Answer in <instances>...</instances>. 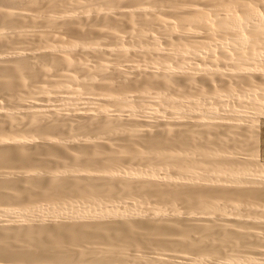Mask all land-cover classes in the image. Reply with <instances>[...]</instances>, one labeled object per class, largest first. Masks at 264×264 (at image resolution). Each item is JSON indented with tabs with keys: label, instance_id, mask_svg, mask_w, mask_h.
<instances>
[{
	"label": "bare ground",
	"instance_id": "6f19581e",
	"mask_svg": "<svg viewBox=\"0 0 264 264\" xmlns=\"http://www.w3.org/2000/svg\"><path fill=\"white\" fill-rule=\"evenodd\" d=\"M130 1L0 0V264H264V0Z\"/></svg>",
	"mask_w": 264,
	"mask_h": 264
},
{
	"label": "rangeland",
	"instance_id": "374dc122",
	"mask_svg": "<svg viewBox=\"0 0 264 264\" xmlns=\"http://www.w3.org/2000/svg\"><path fill=\"white\" fill-rule=\"evenodd\" d=\"M61 1H62V0H61ZM118 1H119V0H118ZM118 1H117V0L113 1V0H112V3L115 2V4H116V2H117V4H120V3H123V4L126 3V4H127V2H128V0H127V1H126V0H123V1H126V2H123L122 0H121L120 2H118ZM155 1H156V0H155ZM43 2H44V1H43ZM43 2H42V4H39V3H41V2H38V4L41 5V6L43 7V5H44ZM59 2H60V0H59ZM129 2L132 3L131 5H133V2H132V1L129 0ZM134 2H135V1H134ZM144 2H146V1H144ZM130 3H128V4H130ZM47 4H48V2L45 3L46 6L44 5V7H45L46 9H48V8L50 7V5H49V7H48ZM113 4H114V3H113ZM113 4H112V5H113ZM115 4H114V5H115ZM117 4H116V5H117ZM144 4H145V3H144ZM147 4H149V2L146 3L145 5H147ZM61 5H63V4H61ZM116 5H115V6H116ZM37 6H38V5H37ZM105 6H106V5H105ZM105 6H104V7H105ZM147 6H148V5H147ZM34 7H36V6H34ZM47 7H48V8H47ZM106 7H107V6H106ZM116 7H118V6H116ZM116 7H114V8H116ZM0 18H1V17H0ZM0 21H1V19H0ZM0 24H1V23H0ZM9 38H11V37H9ZM8 40L10 41V46H11L12 41H13V38H11L12 41H11L10 39H8ZM22 42H23V41H22ZM23 43H24V42H23ZM24 45H25V43H24ZM0 46H1V45H0ZM1 48H6V47H5V46H4V47H2V46L0 47V50H1L0 54L3 53V52H6L5 49H1ZM2 51H3V52H2ZM2 82H3V80H2ZM5 83H6V82H5ZM5 83H4V84H5ZM13 83H14V82H13ZM0 85H3V84H0ZM2 92H3V94L5 93V91H2ZM0 95H2V93H1ZM3 103H6V101H5V102L3 101ZM3 103H2V104H3ZM259 125H260V142H258V144H259V148H258V149H259V153H257V155H258V157H259V158H258L259 162H260V163H262V162L264 163V116H260V117H259ZM249 142H250L251 144L249 143L248 146H247V148L249 147V151H251V150L254 148V147H253L254 144H253V142L251 141V139H249ZM251 145H252V146H251ZM257 147H258V146H257ZM257 151H258V150H257Z\"/></svg>",
	"mask_w": 264,
	"mask_h": 264
}]
</instances>
